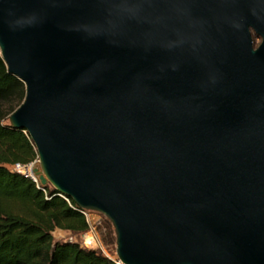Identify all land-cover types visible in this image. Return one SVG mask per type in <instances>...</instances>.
Returning a JSON list of instances; mask_svg holds the SVG:
<instances>
[{"label":"water","instance_id":"water-1","mask_svg":"<svg viewBox=\"0 0 264 264\" xmlns=\"http://www.w3.org/2000/svg\"><path fill=\"white\" fill-rule=\"evenodd\" d=\"M0 53L122 264H264V0H0Z\"/></svg>","mask_w":264,"mask_h":264},{"label":"trees","instance_id":"trees-1","mask_svg":"<svg viewBox=\"0 0 264 264\" xmlns=\"http://www.w3.org/2000/svg\"><path fill=\"white\" fill-rule=\"evenodd\" d=\"M27 89L10 74L0 53V264H118L78 241H57L60 230L83 236L90 223L76 203L49 184L40 188L13 167L38 159L30 135L11 126V115L24 103ZM107 235L112 225L105 220ZM115 240V238L113 237Z\"/></svg>","mask_w":264,"mask_h":264},{"label":"rangeland","instance_id":"rangeland-1","mask_svg":"<svg viewBox=\"0 0 264 264\" xmlns=\"http://www.w3.org/2000/svg\"><path fill=\"white\" fill-rule=\"evenodd\" d=\"M252 36H253L254 48H258L262 42V39L260 37L256 36V34L254 32H252ZM35 169L41 171L39 163L37 164ZM89 217H90L89 219H90L91 226H94L93 227L94 228L93 229V235L95 238V242L92 245H87L85 242V237L88 233H86L85 235H83L81 237H79V236L75 237L69 233H66V232H63L60 230H56L54 232L55 240H57V241H78L85 247L98 249L103 254H105V255L113 258V259H118L116 236H115L113 226H111L112 231H113L112 236H108L107 235V233H108L107 227H106L107 225L105 223V220H107V219L104 216H102L98 213H94V212H89ZM113 237L115 238V240L113 239Z\"/></svg>","mask_w":264,"mask_h":264},{"label":"built area","instance_id":"built-area-1","mask_svg":"<svg viewBox=\"0 0 264 264\" xmlns=\"http://www.w3.org/2000/svg\"><path fill=\"white\" fill-rule=\"evenodd\" d=\"M38 163H39L38 159L36 161L30 162L28 164L18 163L13 167V172L18 173V174H22L25 177L33 180L38 185V187L40 188L41 181H40L39 176L36 174L37 169H35ZM83 213L85 214L88 222L90 223L89 212L83 211ZM90 226H91V224H90ZM93 227L94 226H91V229L89 231L90 233L88 232V234L85 237V242L87 245H92L95 242V238L93 235V229H94ZM116 262L118 264H122L118 259Z\"/></svg>","mask_w":264,"mask_h":264}]
</instances>
